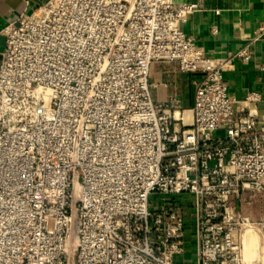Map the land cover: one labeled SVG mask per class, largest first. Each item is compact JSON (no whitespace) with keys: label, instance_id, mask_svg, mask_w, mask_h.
Listing matches in <instances>:
<instances>
[{"label":"built area","instance_id":"built-area-1","mask_svg":"<svg viewBox=\"0 0 264 264\" xmlns=\"http://www.w3.org/2000/svg\"><path fill=\"white\" fill-rule=\"evenodd\" d=\"M197 7L44 0L2 28L0 264H264L243 209L264 196V98L229 94L250 51L207 56ZM171 62L196 76L189 109L152 96Z\"/></svg>","mask_w":264,"mask_h":264},{"label":"crops","instance_id":"crops-1","mask_svg":"<svg viewBox=\"0 0 264 264\" xmlns=\"http://www.w3.org/2000/svg\"><path fill=\"white\" fill-rule=\"evenodd\" d=\"M42 1L0 0V31ZM176 1L198 5L183 23V29L196 36L197 46L207 56L224 57L248 47L250 57L236 60L224 74L229 94L242 100L247 93L258 91L264 98V0ZM3 47L4 37L0 34V60ZM195 78L182 72L176 62L153 64L149 79L152 96L158 102L176 97L189 109L193 105ZM261 113L264 116V102Z\"/></svg>","mask_w":264,"mask_h":264},{"label":"rangeland","instance_id":"rangeland-1","mask_svg":"<svg viewBox=\"0 0 264 264\" xmlns=\"http://www.w3.org/2000/svg\"><path fill=\"white\" fill-rule=\"evenodd\" d=\"M243 209L244 212L253 219H264V196L256 197L250 204L244 202ZM255 242H262L261 236H254L253 239L250 240V243H247V245L249 244L247 251L253 249ZM260 245L262 246L261 243Z\"/></svg>","mask_w":264,"mask_h":264},{"label":"bare ground","instance_id":"bare-ground-1","mask_svg":"<svg viewBox=\"0 0 264 264\" xmlns=\"http://www.w3.org/2000/svg\"><path fill=\"white\" fill-rule=\"evenodd\" d=\"M248 243V242H247ZM256 243V242H255ZM250 251V250H249Z\"/></svg>","mask_w":264,"mask_h":264}]
</instances>
